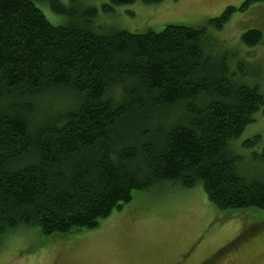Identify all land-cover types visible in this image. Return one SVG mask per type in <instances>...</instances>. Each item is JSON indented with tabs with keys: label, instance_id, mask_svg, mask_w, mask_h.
<instances>
[{
	"label": "trees",
	"instance_id": "1",
	"mask_svg": "<svg viewBox=\"0 0 264 264\" xmlns=\"http://www.w3.org/2000/svg\"><path fill=\"white\" fill-rule=\"evenodd\" d=\"M137 1L164 0H0V236L94 230L166 182L201 185L219 211H264V149L246 159L232 144L264 111V91L209 50L203 27L99 20ZM253 1L209 23L220 29Z\"/></svg>",
	"mask_w": 264,
	"mask_h": 264
},
{
	"label": "rangeland",
	"instance_id": "2",
	"mask_svg": "<svg viewBox=\"0 0 264 264\" xmlns=\"http://www.w3.org/2000/svg\"><path fill=\"white\" fill-rule=\"evenodd\" d=\"M82 1L99 8L109 3ZM243 1L164 0L156 5L137 1L99 20L118 22L133 31L161 30L168 24L203 27L209 50L226 54L232 71L242 73L246 83L264 91V1H253L245 10L234 12L220 29L209 23L227 6L239 7ZM40 7L54 24L63 20L48 5L40 3ZM249 29L263 32L259 44L242 41ZM252 139L257 141L247 146L245 142ZM232 144L233 151L246 159L262 152L264 111L256 114L255 121ZM255 167L250 163L246 169L251 173ZM255 218H264V211H219L201 185L185 188L166 182L137 192L131 203L103 219L94 230L54 238L40 233L38 227H20L1 235L0 264H198L239 236L240 241L230 245L216 264H264V227L253 233Z\"/></svg>",
	"mask_w": 264,
	"mask_h": 264
},
{
	"label": "flooded vegetation",
	"instance_id": "3",
	"mask_svg": "<svg viewBox=\"0 0 264 264\" xmlns=\"http://www.w3.org/2000/svg\"><path fill=\"white\" fill-rule=\"evenodd\" d=\"M239 241H240V236L238 238H235L234 240L230 241L228 244H225V246H221L220 248L215 250L212 254H210V256H208L207 258H204L202 261H200L198 264H216L218 262V260H220V258L222 256H224L223 254L225 252L227 253V251H229L228 247L232 244H235L236 242H239ZM189 252H193V250H191Z\"/></svg>",
	"mask_w": 264,
	"mask_h": 264
}]
</instances>
